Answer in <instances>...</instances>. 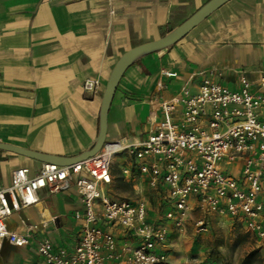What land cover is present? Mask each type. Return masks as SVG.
<instances>
[{"label": "crops", "instance_id": "crops-1", "mask_svg": "<svg viewBox=\"0 0 264 264\" xmlns=\"http://www.w3.org/2000/svg\"><path fill=\"white\" fill-rule=\"evenodd\" d=\"M204 1L0 0V141L63 156L85 150L97 134L102 92L118 57L163 35ZM209 72L230 87L240 74L261 86L264 0H228L173 45L130 65L107 113L106 140L122 146L141 140L161 118V103L178 96L182 87L196 92ZM87 78L99 82L93 93L83 89ZM130 158L127 152L114 156L111 182L101 189L118 199L145 197L149 218H156L168 207L164 193L151 188L136 170L122 173ZM40 165L41 161L0 149V186L9 184L14 168L36 172ZM239 165L227 168L235 172ZM38 195L48 204L47 217L41 218L32 204L21 210V219L19 212L8 217V226L20 228L23 220L35 225V236L56 228L61 238L52 241L69 244L80 224L72 215L82 209L78 193L74 188L56 193L41 189ZM198 217L199 212L191 210L180 232L167 222L168 263L238 264V258L218 260L210 252L216 226L231 219L212 215L209 230L196 233ZM112 230L120 242L128 241L118 227ZM5 245L9 247L2 256ZM255 247L264 250V241L257 239ZM0 264L43 262L31 244L16 247L4 242Z\"/></svg>", "mask_w": 264, "mask_h": 264}, {"label": "built area", "instance_id": "built-area-1", "mask_svg": "<svg viewBox=\"0 0 264 264\" xmlns=\"http://www.w3.org/2000/svg\"><path fill=\"white\" fill-rule=\"evenodd\" d=\"M173 75L174 72H166ZM95 78L83 89L95 92ZM244 74L230 87L211 72L194 93L182 87L178 96L161 103L162 116L141 140L129 145L105 140L92 156L60 165L41 162L36 172L19 166L8 185L0 186V248L32 245L43 264H169L168 226L185 228L188 214L197 210L196 233L210 228L212 215L240 222L264 241V89ZM119 152L130 155L123 174L145 177L160 192L167 208L149 218L147 199H118L101 189L111 182V165ZM240 162L237 171L227 166ZM74 188L82 203L73 217L79 227L69 244H55L35 225L22 220L11 228L7 218L39 201L38 192ZM21 219V216H19ZM112 227L128 241L120 242Z\"/></svg>", "mask_w": 264, "mask_h": 264}, {"label": "water", "instance_id": "water-1", "mask_svg": "<svg viewBox=\"0 0 264 264\" xmlns=\"http://www.w3.org/2000/svg\"><path fill=\"white\" fill-rule=\"evenodd\" d=\"M228 0H206L199 7H197L192 13L185 17L181 22L172 27L163 35L158 38L151 39L138 43L129 49L125 50L116 60L111 68L109 76L106 80L98 114V130L93 142L80 153L70 156L56 155L50 153H43L22 146L14 145L7 142L0 141V149L11 151L16 154H20L41 162H53L60 165L70 164L78 160L87 158L95 154L104 144L106 140L107 130V113L113 99L115 90L125 70L132 65L136 60L141 57L167 48L185 36L193 27L199 24L207 16H209L214 10L219 8ZM20 216H24L20 211ZM62 221L65 220L64 216H61ZM57 220V216H56Z\"/></svg>", "mask_w": 264, "mask_h": 264}, {"label": "rangeland", "instance_id": "rangeland-1", "mask_svg": "<svg viewBox=\"0 0 264 264\" xmlns=\"http://www.w3.org/2000/svg\"><path fill=\"white\" fill-rule=\"evenodd\" d=\"M45 205L48 204L45 199L37 202L32 206V209L41 217H47V210ZM230 228V230H229ZM214 236V249L210 252L212 255L219 259H227V256L231 258V261H235L237 258L238 264L241 258L249 251L256 249L261 257H264L262 253L264 250H260V247H255L257 239L248 233L243 225L234 220L220 221L215 228ZM46 234L54 241H59L61 236L58 229H47ZM9 246L5 245L1 250V255H6V250ZM254 247V248H252Z\"/></svg>", "mask_w": 264, "mask_h": 264}, {"label": "trees", "instance_id": "trees-1", "mask_svg": "<svg viewBox=\"0 0 264 264\" xmlns=\"http://www.w3.org/2000/svg\"><path fill=\"white\" fill-rule=\"evenodd\" d=\"M239 264H264V257H261L256 249L247 252L239 261Z\"/></svg>", "mask_w": 264, "mask_h": 264}]
</instances>
